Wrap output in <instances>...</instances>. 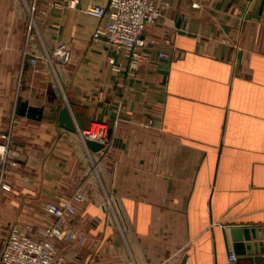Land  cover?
Listing matches in <instances>:
<instances>
[{
  "label": "crops",
  "instance_id": "obj_1",
  "mask_svg": "<svg viewBox=\"0 0 264 264\" xmlns=\"http://www.w3.org/2000/svg\"><path fill=\"white\" fill-rule=\"evenodd\" d=\"M71 1L36 0L32 20L28 0H0V253L12 227L37 237L55 221L44 205L80 193L60 223L86 239L56 241V264H264V0H157L135 76L93 40L106 19L91 0ZM94 123L111 131L102 153L82 138ZM238 227L261 231L251 255Z\"/></svg>",
  "mask_w": 264,
  "mask_h": 264
},
{
  "label": "built area",
  "instance_id": "obj_2",
  "mask_svg": "<svg viewBox=\"0 0 264 264\" xmlns=\"http://www.w3.org/2000/svg\"><path fill=\"white\" fill-rule=\"evenodd\" d=\"M78 2L79 0H72L70 6H75ZM168 5L167 1L159 3L157 0H107L106 3L91 0L84 11L91 17L106 19V23L95 30L93 40L105 41L117 50H124L128 74L135 76L144 60L142 47L146 43V28L161 19L163 7ZM54 54L62 64L70 62L71 51L66 44H59ZM161 55L166 54L162 52ZM30 63L36 67V59H31ZM110 63L115 66L116 60L111 58ZM120 67L119 64L118 68ZM152 123V120L148 121L149 125ZM82 138L85 143L87 140L101 143L102 153L109 145L108 127L102 123H94L90 129L82 132ZM2 139L4 142L0 143V163L5 166L8 162L9 136L4 134ZM76 200L82 201L84 196L76 193L72 199L46 203L44 214L53 217L55 221L43 222L37 237L31 234L34 226L30 223H26L23 229L12 227L4 239L0 264H56V241L83 243L85 235L69 230L60 223V220H69L76 215ZM235 259V254H231L230 260Z\"/></svg>",
  "mask_w": 264,
  "mask_h": 264
},
{
  "label": "water",
  "instance_id": "obj_3",
  "mask_svg": "<svg viewBox=\"0 0 264 264\" xmlns=\"http://www.w3.org/2000/svg\"><path fill=\"white\" fill-rule=\"evenodd\" d=\"M59 123L66 129L70 131H76L77 127L70 115L69 109L67 107L60 111ZM111 131L109 130L110 134ZM109 136V135H108ZM87 146L95 152L100 151L103 145L95 140H87ZM232 239L235 242L234 248L238 255H243L249 253L250 255L255 251L256 245H261L260 243L252 242L251 240L257 239L261 235L260 229L253 227H238L231 229ZM260 251L264 253V248L261 245ZM252 263H254L253 258H250ZM184 264V263H183Z\"/></svg>",
  "mask_w": 264,
  "mask_h": 264
},
{
  "label": "rangeland",
  "instance_id": "obj_4",
  "mask_svg": "<svg viewBox=\"0 0 264 264\" xmlns=\"http://www.w3.org/2000/svg\"><path fill=\"white\" fill-rule=\"evenodd\" d=\"M28 8H30V15H31V19L33 20V18H35L34 17V14H35V7H36V0H28ZM33 10L35 11L34 13H33ZM55 55V54H54ZM54 55L53 54H51V53H49V55L47 56V58L48 59H51V60H53L54 59ZM36 62H37V60H36ZM36 70V69H35ZM34 71V70H33ZM35 73L37 72V71H34ZM1 246H2V243H0V248H1Z\"/></svg>",
  "mask_w": 264,
  "mask_h": 264
}]
</instances>
